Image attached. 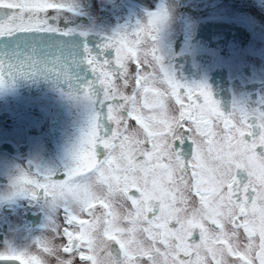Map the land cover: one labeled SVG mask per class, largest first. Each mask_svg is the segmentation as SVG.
Instances as JSON below:
<instances>
[{
	"label": "snow or ice",
	"instance_id": "snow-or-ice-1",
	"mask_svg": "<svg viewBox=\"0 0 264 264\" xmlns=\"http://www.w3.org/2000/svg\"><path fill=\"white\" fill-rule=\"evenodd\" d=\"M75 11L0 0V88L42 70L84 112L64 169L21 175L33 190L13 193L52 210L64 264H98L97 230L106 264H264V111L225 114L168 74L153 46L166 11L95 48L69 29ZM0 264L34 262L10 249Z\"/></svg>",
	"mask_w": 264,
	"mask_h": 264
},
{
	"label": "flooded vegetation",
	"instance_id": "flooded-vegetation-1",
	"mask_svg": "<svg viewBox=\"0 0 264 264\" xmlns=\"http://www.w3.org/2000/svg\"><path fill=\"white\" fill-rule=\"evenodd\" d=\"M98 1L99 3L102 1L103 4H98ZM141 1L146 2V0H74L78 6L75 13L66 16L73 18L69 20L68 27L75 34L78 32L82 34L90 48L102 46L109 36L102 34L98 37L94 33L84 35V31L77 29L75 17H80L84 23L89 24L90 17L100 12L99 5L101 8L105 6L102 11L106 16L113 15L119 19L123 33L137 27L135 23L133 26L124 25L123 18H134L129 11L133 10L134 2ZM154 1L170 4L172 0ZM178 1L185 11L180 36L174 35L172 18L167 9L166 24L160 26L153 44L163 68L180 83L188 86H206L212 92L213 98L214 93L209 80L217 68H222L228 73L231 92L230 110L225 114L232 112L233 106L237 104V97L240 96L251 101L249 106L245 107L247 111H264V32L260 46L255 51L250 50L252 36L247 28L249 17L246 19L247 16H240L238 13L240 18L232 19L222 10L223 7L241 5L249 0ZM259 1L261 9L258 12L262 20H256L254 16L250 19L254 24L258 22L264 29V0ZM115 3L116 10L108 9L109 4H112L110 8H113ZM209 4L213 6L212 18L209 20L212 26H205L198 21L196 27L198 30L195 34H190L187 16L190 8L202 13L199 8ZM151 7L148 6V13H158L156 6ZM123 8H126V11ZM165 36L166 40L161 41ZM205 39H209V42L206 43ZM150 46L149 43L147 47ZM236 56H241L242 59L241 72H237L232 64ZM11 83L8 80L6 86L0 88V249L32 245L39 253L38 256L29 257L34 264H42L41 258L45 256L55 257L52 264H64L65 258L60 251L61 242L56 239L53 230L55 225L52 224L54 215L52 210L42 200L13 195L14 192H10L9 189L12 186L18 191L31 192L24 187L25 184L16 183L19 177L16 175L21 170L57 174L64 169L68 163L67 150L78 135L84 120V112L68 99L69 93L61 88L49 87L43 93L33 90L28 96L23 97L18 87ZM244 104L238 107L242 108ZM251 104L254 106L251 107ZM10 165L16 166L17 170H10ZM115 208L121 217V226L126 227L122 219L126 215V210L119 200L115 201ZM92 236L98 264H105L104 252L107 250V242L101 230H97Z\"/></svg>",
	"mask_w": 264,
	"mask_h": 264
},
{
	"label": "rangeland",
	"instance_id": "rangeland-1",
	"mask_svg": "<svg viewBox=\"0 0 264 264\" xmlns=\"http://www.w3.org/2000/svg\"><path fill=\"white\" fill-rule=\"evenodd\" d=\"M76 4H78V1L75 2ZM101 4H103L102 1H100ZM98 1V4H100ZM135 6L133 8V10L129 11L130 15H134L135 18V22H134V18L133 17H127V18H123L124 19V25H129V26H133L134 23L138 26L139 24L144 23L149 14L147 9L148 6H156L158 12L161 11H166L168 9L169 13H170V18H172V27H173V31H174V35H177L178 37L180 36V30L182 28V20L185 17V11L181 6V2L178 0H172L171 3H157L154 0H146V2L141 1V2H134ZM112 4H109L108 9H113L116 10L117 7H114L116 5V3L113 5V8H110ZM78 6V5H76ZM239 6V7H238ZM240 6L242 7V9H238L240 8ZM151 7V8H152ZM103 8H105V6H103ZM103 8L98 7V12L97 14L93 15L92 17H90L91 22L89 24H86L82 21V18L80 17H75V21H76V26L78 30H81L83 32V34L85 35L86 33H94L96 36L100 37L102 34L103 35H107L109 37H112L116 34L122 33L121 29H120V21L117 17L110 15V16H106ZM126 11V8H123ZM212 9L213 6L212 4H209L207 6H202L199 8V10L202 11V13H197L195 12L194 9L189 10V14L188 16V23L190 24V34L192 33H196V30H198L197 27V22L199 21L200 24H205V26L210 25L212 26L211 18H212ZM261 9V3L259 0H249L246 3H242L241 5H230L229 7L225 8L223 7L222 10L225 11V14H227L228 16H230L232 19H239L240 16H247L246 19H248L249 17V24L247 26V28L250 30L251 32V43L249 44V49L250 50H254L260 46V42L262 41V33L264 32V29L261 28L258 24V22H252L250 19V17H256V20H262V16L260 15V10ZM194 10V12H192ZM241 10V11H239ZM259 11V12H258ZM168 13V14H169ZM241 14L239 16V14ZM65 19H67L68 21L73 19L65 17ZM209 21V22H208ZM250 21L252 23H250ZM164 23L166 24V22L164 21L161 26L164 25ZM253 24V25H251ZM135 25V26H136ZM254 26V27H253ZM259 27V28H258ZM209 31V30H208ZM209 33V32H207ZM87 34V35H88ZM165 41L166 40V36L163 37L161 39V41ZM205 42L208 43L209 39H205ZM149 43H147L145 45V47H147ZM245 62V61H244ZM242 63V59L241 56H236L233 64V67L235 68V70L237 72H241V64ZM251 63V62H250ZM246 103V104H244ZM249 103H251L250 100H244L243 96L237 97V104L236 106H240L242 104L243 105V109L247 111V109L245 107L249 106ZM251 107H253L254 105L251 104ZM241 108V107H240ZM250 112V111H249ZM81 118V117H80ZM10 170H17L16 166H11L9 167Z\"/></svg>",
	"mask_w": 264,
	"mask_h": 264
},
{
	"label": "water",
	"instance_id": "water-1",
	"mask_svg": "<svg viewBox=\"0 0 264 264\" xmlns=\"http://www.w3.org/2000/svg\"><path fill=\"white\" fill-rule=\"evenodd\" d=\"M76 38L82 39L85 42L84 36L79 32L76 33ZM9 82H12L18 87L20 95L23 97L28 96L30 91L33 90L41 93L46 92L49 87L61 88L69 93L65 85L57 81L53 75L42 70H36L35 74L29 72L24 76H14L12 79H9ZM209 85L214 93V99L218 102L221 111L227 113L230 110L231 92L226 70L217 68L210 77Z\"/></svg>",
	"mask_w": 264,
	"mask_h": 264
},
{
	"label": "clouds",
	"instance_id": "clouds-1",
	"mask_svg": "<svg viewBox=\"0 0 264 264\" xmlns=\"http://www.w3.org/2000/svg\"><path fill=\"white\" fill-rule=\"evenodd\" d=\"M21 175H32V173L30 171H24L21 170L18 172V174L16 176H21ZM24 187L29 190L32 191L33 190V186L30 184H25ZM94 190H95V186H93ZM10 192H17L18 190L14 187L11 186V188L9 189ZM10 249H14L16 251L17 254H21L23 255L25 258H29L31 256H38L39 253L37 251V248L32 246V245H28V246H12V247H5L3 249H0V253H7L9 252ZM55 257H42V264H52V260ZM106 264V262H105Z\"/></svg>",
	"mask_w": 264,
	"mask_h": 264
}]
</instances>
